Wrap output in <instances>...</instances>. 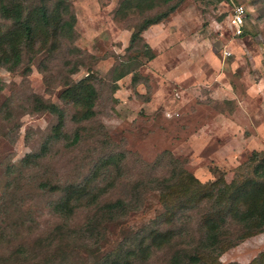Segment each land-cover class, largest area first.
<instances>
[{
	"label": "rangeland",
	"instance_id": "rangeland-1",
	"mask_svg": "<svg viewBox=\"0 0 264 264\" xmlns=\"http://www.w3.org/2000/svg\"><path fill=\"white\" fill-rule=\"evenodd\" d=\"M137 1L25 0L24 13L43 6L49 20L35 26L18 66L0 65V264H100L154 231L170 242L130 263L168 264L212 214L209 185L252 175L253 153L264 150V0ZM236 3L247 11L241 36L229 25ZM171 5L129 46L145 17ZM11 24L0 14V30ZM86 83L96 89L93 115L78 120L63 92ZM44 103L63 111V125ZM79 187H107L105 198L139 206L102 219L96 241L81 231L92 208L68 221L53 211ZM263 252L264 230L219 260L248 264Z\"/></svg>",
	"mask_w": 264,
	"mask_h": 264
},
{
	"label": "trees",
	"instance_id": "trees-1",
	"mask_svg": "<svg viewBox=\"0 0 264 264\" xmlns=\"http://www.w3.org/2000/svg\"><path fill=\"white\" fill-rule=\"evenodd\" d=\"M152 1L138 0L137 5L151 7ZM163 1L170 2L172 0ZM24 2L25 0H0V14L12 22L5 30H0V65L6 69H13L19 65L23 45L30 40L35 26L42 30L49 20L48 11L43 6H37L34 10L24 13L26 10ZM175 8L176 5H171L165 11H159L150 17H145L141 24L132 31L129 46L141 40L143 30L165 19ZM246 32L245 22L241 35ZM144 55L148 59L154 56L147 43L144 44ZM137 62L139 66L143 64L142 60ZM63 93L65 98H71L74 105L79 108L78 120H87L93 115L96 95V89L93 84H77L73 89H65ZM41 106L42 108L40 107V109L56 113L59 120L62 119L61 125H63L64 113L60 108L52 103H44ZM55 130L59 132L54 135L58 138L60 135L58 125L55 126ZM253 154L254 160L257 162L253 165L251 176L241 181L232 180L228 184L224 181H215L209 185V190L213 193L209 197L213 205L212 214L205 217L200 224V231L196 241L194 242V237L190 236L187 243L180 245L176 249L168 264H224L220 262L219 257L227 248L236 245L246 237L264 230V150L260 152L254 151ZM33 156L35 155H30V157ZM104 162L106 163V159ZM191 180L196 179L191 178ZM154 181L156 183V185H153L154 188L163 190L166 179H156ZM193 183L188 182L187 185L192 186ZM195 183L200 186L198 181ZM42 186L45 187L46 183L42 184ZM201 187L207 188L204 185H201ZM107 193V187H98L97 191L93 193H90L86 187H79L69 195L56 200L53 204L54 214H57L60 219L68 221L73 212L80 206L87 210L92 208L91 216L84 223L81 231L88 233L91 239H96L97 241L99 238L97 226L102 219L115 220L125 216L127 212L139 206L137 204L138 199L134 198L135 201L132 202L124 198L109 200L104 197ZM190 196L193 197L194 193ZM81 200L84 201L83 205L79 204ZM69 234L71 235V232ZM183 236L187 237L189 233L184 232L182 233ZM148 237L151 238L150 242H147ZM170 239L171 234L168 231L161 233L154 231L150 235L140 233L137 235L136 241L134 240L133 247L125 244L121 245L116 253L109 255L100 264H131L130 259L133 258L145 260L150 256L152 247H160L170 242ZM131 255H134V257ZM226 264L239 263L231 262ZM248 264H264V252L252 259Z\"/></svg>",
	"mask_w": 264,
	"mask_h": 264
},
{
	"label": "built area",
	"instance_id": "built-area-1",
	"mask_svg": "<svg viewBox=\"0 0 264 264\" xmlns=\"http://www.w3.org/2000/svg\"><path fill=\"white\" fill-rule=\"evenodd\" d=\"M228 18L233 34L235 36L241 35L246 22V9L243 4H235Z\"/></svg>",
	"mask_w": 264,
	"mask_h": 264
}]
</instances>
